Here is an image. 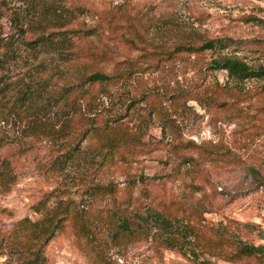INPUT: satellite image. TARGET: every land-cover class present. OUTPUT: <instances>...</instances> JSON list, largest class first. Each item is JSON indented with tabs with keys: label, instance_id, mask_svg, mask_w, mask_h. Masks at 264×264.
<instances>
[{
	"label": "rangeland",
	"instance_id": "rangeland-1",
	"mask_svg": "<svg viewBox=\"0 0 264 264\" xmlns=\"http://www.w3.org/2000/svg\"><path fill=\"white\" fill-rule=\"evenodd\" d=\"M225 57L264 66V0H0V264H264V77Z\"/></svg>",
	"mask_w": 264,
	"mask_h": 264
},
{
	"label": "trees",
	"instance_id": "trees-1",
	"mask_svg": "<svg viewBox=\"0 0 264 264\" xmlns=\"http://www.w3.org/2000/svg\"><path fill=\"white\" fill-rule=\"evenodd\" d=\"M66 43V38L61 39ZM47 42L50 44L49 39ZM216 44L212 40H209L202 44L201 47L205 49H210L215 47ZM211 67L214 69H222L227 72V74L231 77L237 78L241 81L245 79L251 78H262L264 77V66H259L258 68H253L247 63L237 59L225 57L222 59H213L211 61ZM88 81L105 83L112 79L111 75H108L103 72H93L87 76ZM134 217L137 218L136 227L131 226L130 219L124 218L121 223L122 231L127 234L134 233L135 230L140 231L143 230L145 232H153V235H157L162 241L171 248H178L183 253L189 251L192 255H198L195 247L198 245L195 243V232L192 227L184 224L178 218H167L162 216L159 212H150L148 211L146 214H136ZM60 217L49 216V222L51 224L48 226L46 233L48 238L53 235V229H55L58 224ZM157 231L161 232L158 233ZM47 238V239H48ZM186 244L190 246L187 250H184ZM238 252L241 256H261L264 255V248L261 246H254L249 244H241L238 247ZM35 253H38V249L35 250ZM32 258V259H36ZM196 260V259H195Z\"/></svg>",
	"mask_w": 264,
	"mask_h": 264
}]
</instances>
